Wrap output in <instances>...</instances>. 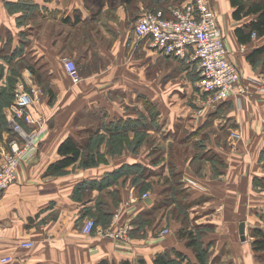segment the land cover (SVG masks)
<instances>
[{"label":"crops","instance_id":"1","mask_svg":"<svg viewBox=\"0 0 264 264\" xmlns=\"http://www.w3.org/2000/svg\"><path fill=\"white\" fill-rule=\"evenodd\" d=\"M186 1L0 0V118L22 84L41 120L22 125L32 157L0 199V258L12 257L0 264H153L162 253L197 264L189 233L205 264H264L252 247L255 229L264 232V63L247 60L264 36L240 43L236 30L256 15L237 19L230 0H207L241 79L206 106L188 59L134 35L144 12L168 15ZM9 129L0 122V159L12 140L24 143ZM67 138L80 157L52 171ZM87 220L95 229L83 234ZM121 224L128 241L97 233Z\"/></svg>","mask_w":264,"mask_h":264},{"label":"built area","instance_id":"2","mask_svg":"<svg viewBox=\"0 0 264 264\" xmlns=\"http://www.w3.org/2000/svg\"><path fill=\"white\" fill-rule=\"evenodd\" d=\"M134 35L139 40H148L155 49L166 56L188 59L193 64L197 76L198 88L208 95L206 106L227 100L237 89L241 79V72L237 65L228 58L222 30L217 22L216 14L207 0H187L168 15L162 11L144 12L134 25ZM252 37H256L252 33ZM64 69L71 82L80 81L75 63L68 58L63 60ZM259 90L264 94V73L257 79ZM241 92V89L238 90ZM35 100V91L27 90L18 84L13 92V104L6 116L12 131L24 140L20 145L13 141L7 150L3 151L0 159V199L5 191L17 179V170L21 162L32 157V141L25 134L22 124L33 125L40 119H34L29 108ZM202 110H200L201 112ZM233 137H238L232 133ZM143 194L141 199H146ZM118 217V214H116ZM95 229V223L87 220L81 227L83 234H90ZM98 234L121 241H128V228L118 225L115 230H97ZM168 230H162L161 235ZM31 247L32 242L21 244ZM12 257L0 258L1 263H9Z\"/></svg>","mask_w":264,"mask_h":264},{"label":"trees","instance_id":"3","mask_svg":"<svg viewBox=\"0 0 264 264\" xmlns=\"http://www.w3.org/2000/svg\"><path fill=\"white\" fill-rule=\"evenodd\" d=\"M231 6L235 8L233 12V17L240 19L243 16L248 15H256L255 21H252L249 26H247L248 31L245 32L244 29H237L236 36L240 43H248L251 41L252 33H255L256 37L264 36V0L258 1H247V0H230ZM247 60L251 64H255L257 62L264 63V46L255 49L252 51ZM14 88H12V99H13ZM0 122L3 126L7 127V121L5 117L2 115L0 118ZM22 125H25L24 123ZM11 133L12 129H9ZM14 133V132H13ZM15 134V133H14ZM81 148L77 144H75L72 139H65L58 148V153L62 156V158L56 163L52 164L50 169L52 171L64 169L65 167L73 164L80 157ZM84 163V162H83ZM90 163H94L93 160ZM85 164V163H84ZM145 189V188H144ZM253 236L255 237L252 242L253 251L257 254L264 253V232L260 229H255ZM190 241L188 242L189 247H193L195 252V257L197 259V264H205L204 263V255L203 251L199 249L200 242L192 238L191 233L188 234ZM177 259H171L166 254H158L153 264H192L189 261H185V258L182 254L177 253ZM260 258V256H259ZM185 262V263H184ZM106 264V263H102ZM121 264H129L128 262H122ZM137 264H147L143 260H140Z\"/></svg>","mask_w":264,"mask_h":264},{"label":"water","instance_id":"4","mask_svg":"<svg viewBox=\"0 0 264 264\" xmlns=\"http://www.w3.org/2000/svg\"><path fill=\"white\" fill-rule=\"evenodd\" d=\"M239 232H240V234H241V237H242V239L244 238V236H243V224H240V226H239Z\"/></svg>","mask_w":264,"mask_h":264},{"label":"rangeland","instance_id":"5","mask_svg":"<svg viewBox=\"0 0 264 264\" xmlns=\"http://www.w3.org/2000/svg\"><path fill=\"white\" fill-rule=\"evenodd\" d=\"M175 7H173V9H174ZM166 15V14H165ZM137 21V20H136ZM136 23V22H135ZM158 50V49H157ZM160 51V50H159ZM161 52V51H160ZM162 53V52H161ZM162 54H164V53H162ZM165 55V54H164ZM194 70V69H193Z\"/></svg>","mask_w":264,"mask_h":264}]
</instances>
